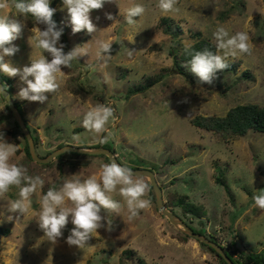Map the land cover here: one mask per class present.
Segmentation results:
<instances>
[{
  "label": "rangeland",
  "instance_id": "374dc122",
  "mask_svg": "<svg viewBox=\"0 0 264 264\" xmlns=\"http://www.w3.org/2000/svg\"><path fill=\"white\" fill-rule=\"evenodd\" d=\"M15 2L8 0L9 7L0 15L18 17ZM157 2L107 3L91 13L97 32L73 34L62 0H52L51 7L56 9L53 19L63 29L64 51L87 43L83 46L88 54L74 59L71 69H63V75L58 76L59 94H47L44 104L17 98L20 112L27 113L30 131L37 136V153L44 156L66 143L109 145L122 165L154 170L166 207L194 229H203L202 234L239 259L245 260L249 251L264 254V211L254 207L252 199L264 190V131L249 130L220 139L212 130L190 121L196 114L224 115L237 103L264 105V0H179V11L168 14L156 6ZM136 4L143 5L146 11L142 17L134 18L136 24L128 25L124 13ZM105 13H111L114 20H108ZM163 16L168 18L164 23ZM24 19L27 27L23 36L13 42L20 51L11 58L5 57L6 62L10 59L19 67L30 63V55L32 59L47 55L42 49L29 46L34 21L30 14ZM165 24L179 25L180 33L172 37L163 32ZM218 26L230 35L246 31L251 55L228 58L227 62L237 63L235 68L218 72L212 85L191 82L171 70L172 46H176L179 55L184 46L194 41L197 30L214 40L213 32ZM100 41L112 42V58L106 66L97 58ZM164 71L150 86L128 94L130 88L155 80ZM15 84L19 91V76L15 77ZM99 104L113 108L114 114L106 125L107 131L94 136L82 127V120L87 110ZM0 126L6 127V131L2 130L5 140L18 146L10 163L23 166L28 175H39L44 180L43 187L30 198L28 214L17 222L6 219L12 214L5 207L6 200L18 198V189L12 187L5 201L0 200V226L9 228L7 235L0 233V264H78L81 260V264H133L140 258L147 264H222L208 244L191 236L181 224L172 223L157 208L155 193L145 175L134 179H142L148 185L143 199L151 201L149 208L127 220L126 204L117 186L110 195L122 208L120 215L106 214L112 221L111 232L100 229L83 252L66 243L73 227L69 218L63 237L53 246L42 238L44 234L36 222L39 198L49 188H56L55 184L58 190L75 173L80 178L96 175L99 180L101 166L110 162L104 155L66 151L48 162L32 159L25 152L21 129L6 110L1 94ZM38 126L43 128L41 133ZM105 137L106 142L100 143ZM216 176L224 178L230 193L216 181ZM179 196L199 205L205 213L196 215L171 205ZM3 235L6 237L2 242Z\"/></svg>",
  "mask_w": 264,
  "mask_h": 264
},
{
  "label": "clouds",
  "instance_id": "9594fccd",
  "mask_svg": "<svg viewBox=\"0 0 264 264\" xmlns=\"http://www.w3.org/2000/svg\"><path fill=\"white\" fill-rule=\"evenodd\" d=\"M51 2L52 0H16L14 8L20 14L18 17L0 15V73L8 77L19 76L22 86L17 96L20 100L44 104L48 101L47 94L58 95L61 88L58 76L63 75V69H71L74 59L88 54L83 46L87 43L77 45L67 53L64 51L66 45L61 43L63 29L53 19L56 9L51 7ZM178 2L179 0H158L156 6L164 14H168L179 11L176 7ZM107 3L119 5L118 0H62L63 8L67 9L70 17L73 34L84 30L88 34L97 32L91 13L93 10L103 9ZM8 7V0H0V11ZM145 11L143 5L136 4L126 10L124 19L128 25H134L137 23L134 18L142 17ZM29 14L33 17L34 26L30 29L32 34L28 37V44L31 48L42 49L47 55H41L38 59H32L30 55V63L19 67L10 59L6 62L5 57L11 58L20 51L13 42L23 36L27 27L24 18ZM105 16L108 20H114L111 13H105ZM213 38L215 52L208 48L194 52L187 47L185 49L190 55L185 67L198 78L197 83L200 85H212L217 73L229 68L228 58L236 59L239 55L252 53L246 31L230 35L223 26H218L213 32ZM111 50V41L99 42L97 58L105 66L112 58ZM0 92L4 93L5 87H0ZM113 114V108L104 104L91 107L83 115L82 127L94 136L104 133ZM104 142L106 137L100 140V143ZM17 147V144L7 142L4 134L0 133V200L5 201V196L12 187L18 189V198L6 200L5 207V211L12 214L7 215L6 219L16 222L28 214L31 196L44 185L41 176L28 175L27 168L10 163ZM101 169L99 180L96 175L80 178L75 173L58 190L49 188L39 198L40 212L36 222L44 234L42 238L55 246L63 237V230L70 218L73 227L66 243L69 247L75 246L84 252L90 245L89 242L100 234V229L112 231V221L107 219L106 214L120 215L122 205L110 195L116 192L117 186L118 194L126 204L127 220L138 216L140 210L150 207L151 201L143 199L148 185L142 179H134L137 174L131 168L121 166L114 160L110 164H103ZM252 199L254 207L264 211V190L253 195ZM66 202H70L71 206H67ZM36 246H39V242Z\"/></svg>",
  "mask_w": 264,
  "mask_h": 264
},
{
  "label": "trees",
  "instance_id": "16d2710c",
  "mask_svg": "<svg viewBox=\"0 0 264 264\" xmlns=\"http://www.w3.org/2000/svg\"><path fill=\"white\" fill-rule=\"evenodd\" d=\"M161 19H162L161 22L164 23L168 18L167 16H163ZM162 30L165 33L171 34L172 37H175L180 33L179 25L172 27L169 24H165L164 26H162ZM193 37H194V41L191 44L184 46L180 50L179 55H177L175 52L176 51L175 45L172 46V50H171V53L173 55V60H174L173 61L174 64L171 67V70L174 72L180 73L185 77H188V79L191 82L197 81L198 78L189 70L188 67H185V65L187 64V61L190 59V55H188L185 51L186 47L189 49V51H192V52L202 51L205 48H208L214 52L216 51L214 40L203 35L201 31L199 30L195 31L193 33ZM227 63L229 64V68H235L237 64L236 62H231V61ZM166 71L161 73L157 78H155V80L152 78L150 79V81L146 82L144 85H139L134 88H130V90L128 91V94H131L134 91L143 90L145 89V86H150L154 81L159 80L166 73ZM0 80L2 81L4 87H6L13 95V91H14L13 78L8 77L7 75L3 73H0ZM13 99L15 101V104L18 107V103H17L18 100L14 97V95H13ZM21 114L24 117V113L21 112ZM190 121L194 125H197L199 127H202L208 130H212L215 133V135L220 139H226L230 136L243 135L247 133L249 130L264 131V105H260L257 102L237 103L229 107V109L226 111L224 115L196 114L191 117ZM14 123L18 128H20L15 120H14ZM32 135H33V139L36 145L37 136L34 134ZM24 139H25V145H24L25 152L28 156H30L26 138L24 137ZM103 146H106L114 151V149L109 145L103 144ZM68 152L72 154H77V155L80 154L79 152H74V151H66L65 153H68ZM63 154L64 153H60L57 156H62ZM99 155H104L106 159L109 160L105 154L100 153ZM215 178H216V181L222 184L225 187V189L228 191L229 187L226 181L224 180V178L220 176H216ZM54 187L57 188V184H55ZM176 201H177L176 203H173L171 205H179L183 208L184 211H188L196 215H203L205 213V210H203L199 205L193 203L192 201L187 200L185 196H179ZM193 230L198 231L200 233L204 232L203 229L193 228ZM0 233L5 234V235L8 234L9 228L0 226ZM211 249L215 251L214 248L211 247ZM225 252L230 256V258L236 264H264V254L261 252L249 251L245 255L246 256L244 258L245 260L239 259L238 257L233 256V254L229 250H225ZM217 255L220 257L222 264H228L222 258L221 255H219L218 253ZM133 264H147V263L144 259L140 258Z\"/></svg>",
  "mask_w": 264,
  "mask_h": 264
},
{
  "label": "water",
  "instance_id": "95a60500",
  "mask_svg": "<svg viewBox=\"0 0 264 264\" xmlns=\"http://www.w3.org/2000/svg\"><path fill=\"white\" fill-rule=\"evenodd\" d=\"M0 87H4L2 81L0 80ZM0 94L4 97L6 101V110L10 111L14 120L17 122L19 125L21 132L23 133L24 137L26 138L30 156L32 159L39 161V162H48L54 157H56L58 154L65 152V151H74V152H79V153H93V154H100L103 153L105 154L109 162L112 163L114 160L121 166L122 165L117 158L116 154L114 151L106 146L103 145H96V146H79V145H74L70 143L62 144L60 146H57L56 148L52 149L49 151L46 155L41 156L37 153L36 147H35V142L33 139V135L30 131V128L28 126V123L24 119L23 115L21 114L19 108L15 104V101L13 99V95L11 92L5 87V92ZM128 167V166H125ZM135 172L137 175H145L149 178L150 184L153 188V191L155 193V201H156V206L157 208L165 214L168 219L178 225L181 224L183 226V229L189 233L191 236H194L198 240L208 244L210 247L214 248L215 251L222 256V258L228 263V264H236L230 256L225 252L224 248L219 242H216L214 240H211L209 237L206 235L197 232L193 230V228L187 224L183 219L179 218L175 212L170 210L169 208L166 207L163 197H162V189L156 179L155 172L149 167H129Z\"/></svg>",
  "mask_w": 264,
  "mask_h": 264
},
{
  "label": "crops",
  "instance_id": "0c3cea01",
  "mask_svg": "<svg viewBox=\"0 0 264 264\" xmlns=\"http://www.w3.org/2000/svg\"><path fill=\"white\" fill-rule=\"evenodd\" d=\"M12 78H14V84H15V77H12ZM16 87V88H15ZM17 94H18V90H17V86H16V84L14 85V91H13V95H14V97L17 99L18 98V96H17ZM19 99V98H18ZM24 107H26V106H24ZM24 117H25V120H26V122L28 123V126L29 127H32L31 125H30V123H29V121L27 120V113H25V111H24ZM37 128V130L38 131H40V133L43 131V128L42 127H36ZM2 130L4 131H6V127H2V126H0V133H2ZM32 133V132H31ZM16 136H19L18 134H16ZM4 137H5V135H4ZM6 138V137H5ZM7 142H9L10 143V141H7ZM70 142V141H69ZM76 142V141H75ZM84 144H82V146H83ZM81 146V145H80ZM86 146V145H85ZM35 147H36V145H35ZM36 151H37V149H36ZM116 154V153H115ZM40 155V154H39ZM7 235V234H6ZM3 237V239H2V242H3V240H4V238L6 237V236H2ZM12 246V245H11ZM14 246H15V243H14Z\"/></svg>",
  "mask_w": 264,
  "mask_h": 264
}]
</instances>
